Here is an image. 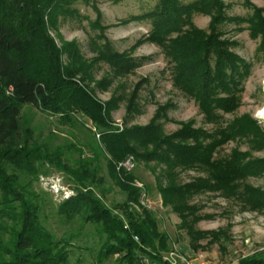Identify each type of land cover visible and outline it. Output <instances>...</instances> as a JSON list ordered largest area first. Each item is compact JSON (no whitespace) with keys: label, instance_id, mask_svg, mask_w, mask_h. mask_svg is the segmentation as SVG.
Returning <instances> with one entry per match:
<instances>
[{"label":"trees","instance_id":"1","mask_svg":"<svg viewBox=\"0 0 264 264\" xmlns=\"http://www.w3.org/2000/svg\"><path fill=\"white\" fill-rule=\"evenodd\" d=\"M74 1L0 0V264L69 263L72 237L55 238L43 226L44 194L32 189L46 167L61 173L72 185V194L58 204L57 215L66 223L80 221L82 226L96 227L102 240L98 264L114 256L116 264H144L146 259L164 264L169 237L159 231L153 212L140 204L142 191L135 186L138 180L133 171L117 169L129 157L134 164L150 167L161 205L179 218V228L193 250L199 249L198 242L206 237L219 242L218 233L194 228L203 218L192 202L195 196L220 193L251 210L264 208V191L245 183L264 173V158L252 157L253 152L264 151V129L249 114L230 121L223 118L239 108L250 69L220 30L232 21L225 13L226 5L220 0L188 4L158 0L152 12L121 22L149 21V33L137 44L148 42L161 49L171 66L172 87L195 103L210 129L195 127L193 121L169 119L172 106L167 103L157 106L147 125L124 123L120 130L112 112L122 99L112 96L107 102L100 101L90 86L106 90L110 82H96L92 70L102 62L114 76H123L145 59L112 52L106 41L90 60L74 43L58 46L51 32L58 34V18L70 14L67 7ZM194 15L209 18L206 30L193 25ZM245 22L250 37L259 39L257 52L264 60V7H253ZM93 26L104 31L97 22ZM98 37L105 40L103 33ZM144 83L143 79L134 86L126 116L137 111ZM25 107L56 116L61 125H72L78 115L86 118L94 129L88 154L72 144L49 147L25 119ZM165 123H175L178 129L168 134ZM231 142L244 144L247 150L238 145L220 155ZM66 151L78 154L73 164L66 160ZM102 161L108 178L125 196L121 204L109 207L103 200L106 180L101 174ZM188 170L202 176L180 183L179 173ZM243 264H264V256Z\"/></svg>","mask_w":264,"mask_h":264},{"label":"rangeland","instance_id":"2","mask_svg":"<svg viewBox=\"0 0 264 264\" xmlns=\"http://www.w3.org/2000/svg\"><path fill=\"white\" fill-rule=\"evenodd\" d=\"M194 0H181L188 4ZM226 5L225 13L232 21L220 27L224 38L232 44V51L250 66L247 77L243 82L240 106L233 113L223 115L225 121L249 114L264 129V119L260 110L264 106V60L263 54L257 52L259 39H252L248 31L246 19L253 12V7L263 8L264 0H220ZM158 0H122L114 3L112 0H76L68 7L70 14L58 18V34L52 33L58 46L64 43H74L85 59H92L97 51L107 42L112 52L124 53L132 59H141L142 65L131 73L123 76H114L110 68L100 62L92 70L96 82L106 79L110 82L106 90H96L91 85L96 97L107 102L112 96L122 100L118 108L112 112V119L117 127L145 126L152 119L157 106L171 104L168 118L175 122L193 121L195 127L210 129L204 124L197 106L192 100L183 97L172 87L171 66L167 63L161 49L151 43L141 42L151 29L149 21L131 20L134 16H141L152 12ZM99 12V19L96 10ZM104 28V31L94 24ZM193 25L206 30L209 18L203 15L192 17ZM103 33L104 39L98 36ZM106 41V42H105ZM63 60H66L65 56ZM146 80L137 98V111L126 116L129 96L134 86ZM24 117L30 122L35 135L48 144L49 147L75 145L82 148L86 155L88 146L93 143L94 129L90 122L78 115L72 125H61L58 117L48 116L34 108L25 107ZM178 129L175 123H165L164 131L172 133ZM97 139V137H96ZM240 145L245 151L247 146L238 142L225 145L220 155H226L231 149ZM66 160L73 164L78 158L74 151L65 152ZM252 157L264 158V151L253 152ZM67 161V162H68ZM132 170L138 182L142 183L146 191V201L153 212L160 232L168 235L170 249H176L183 255L202 253L209 264H243L252 258L264 256V208L251 210L235 199L223 197L220 193H203L192 200L198 207V215L203 218L194 225V228L203 232L218 233L220 241H210L209 237L201 239L199 249L193 250L191 242L185 232L179 228L180 220L168 208L161 205L160 196L155 186V179L149 166L134 164ZM151 166V165H150ZM102 176H104L105 196L103 200L109 207L121 204L125 196L113 185L107 176L105 163L102 161ZM45 174L38 177L32 184L35 192L43 193L46 207L43 226L55 237H72L70 259L68 264H98L97 256L102 240L93 225H81V222L66 223L57 213V206L62 199L51 189L57 187L61 192L72 193V185L65 181L64 176L53 169L45 168ZM202 174L188 170L179 173L178 181L187 183ZM246 184L264 191V173L258 177H250ZM116 256L104 260L101 264H116ZM145 264H153L146 259Z\"/></svg>","mask_w":264,"mask_h":264},{"label":"built area","instance_id":"3","mask_svg":"<svg viewBox=\"0 0 264 264\" xmlns=\"http://www.w3.org/2000/svg\"><path fill=\"white\" fill-rule=\"evenodd\" d=\"M120 130L122 129L121 126H119ZM134 162L132 158H126L122 163H120L117 167V169H123L126 170L127 172H130L134 169ZM135 186L140 188L142 191L141 197H140V204L147 208L150 209V207L147 205L146 201V192L143 189L142 185L138 182L135 183ZM52 190L62 199H67L72 193H67V191L61 192V189L57 187H51ZM134 240L137 242L138 238L134 237ZM162 261L164 264H209L205 256L202 253H192L191 255H183L179 253L176 249H170L168 253L163 255ZM146 263V260H144V264Z\"/></svg>","mask_w":264,"mask_h":264},{"label":"bare ground","instance_id":"4","mask_svg":"<svg viewBox=\"0 0 264 264\" xmlns=\"http://www.w3.org/2000/svg\"><path fill=\"white\" fill-rule=\"evenodd\" d=\"M260 115H262V116H263V119H264V106H263V108L260 110Z\"/></svg>","mask_w":264,"mask_h":264}]
</instances>
